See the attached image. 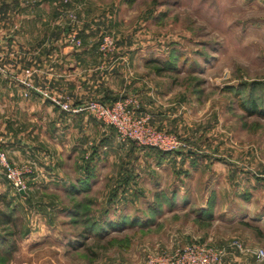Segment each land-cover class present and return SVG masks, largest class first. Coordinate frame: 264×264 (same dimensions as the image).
Listing matches in <instances>:
<instances>
[{"label": "rangeland", "instance_id": "374dc122", "mask_svg": "<svg viewBox=\"0 0 264 264\" xmlns=\"http://www.w3.org/2000/svg\"><path fill=\"white\" fill-rule=\"evenodd\" d=\"M79 2L101 37L190 94L196 140L175 133L191 152L143 147L95 117L100 128L76 138L45 100L13 144L0 131L27 185L19 192L0 163V210L13 220L0 225V264H144L193 243L225 247L227 264H264L230 246H264V116L250 112L264 111V0Z\"/></svg>", "mask_w": 264, "mask_h": 264}, {"label": "crops", "instance_id": "0c3cea01", "mask_svg": "<svg viewBox=\"0 0 264 264\" xmlns=\"http://www.w3.org/2000/svg\"><path fill=\"white\" fill-rule=\"evenodd\" d=\"M84 17V3L79 0H0V131L10 132L1 136L4 146L13 144L12 131L29 129V116L36 109L38 115L45 114V100L66 115L55 125L63 124L76 138L100 128L90 112L70 113L51 97L72 105L92 100L111 104L133 97L138 101L136 111L148 115L154 127L196 140L190 94H183L164 73L158 74L150 61L140 65L137 57L119 48L121 54L114 58L100 52L94 40L103 30ZM73 33L82 38L80 46L71 42ZM90 137L84 140L86 162L93 158V150L87 151L93 144ZM76 144L80 142L72 138L59 145V162L66 148Z\"/></svg>", "mask_w": 264, "mask_h": 264}, {"label": "built area", "instance_id": "2783aa9c", "mask_svg": "<svg viewBox=\"0 0 264 264\" xmlns=\"http://www.w3.org/2000/svg\"><path fill=\"white\" fill-rule=\"evenodd\" d=\"M71 42L77 46L82 44L77 33L71 35ZM115 49L116 45L113 38L109 34L103 35L100 40L99 51L109 54ZM26 73L31 75L32 71L28 69ZM43 93L49 97L46 92ZM51 99L63 110L70 113L90 112L98 120L114 127L123 140H132L139 146L154 147L168 152L189 150L187 143L178 135L154 127L150 123L148 115L139 114L136 111L138 103L136 98L127 97L111 104L101 100H92L80 105H72L52 97ZM0 163L5 170L4 174L9 183L19 192L25 191L27 185L24 179V171L11 163L1 148V138ZM230 246L241 253L251 254L257 262H264V246H247L238 239L232 240ZM226 255L225 247L214 246L209 243H193L177 248L172 254L151 255L144 264H227Z\"/></svg>", "mask_w": 264, "mask_h": 264}, {"label": "trees", "instance_id": "16d2710c", "mask_svg": "<svg viewBox=\"0 0 264 264\" xmlns=\"http://www.w3.org/2000/svg\"><path fill=\"white\" fill-rule=\"evenodd\" d=\"M155 70H156V72L158 73V74H160V73H162V71H163V68H160V67H155ZM250 112H251V115H255V114H258V115H261V116H264V111L263 110H261V109H258L257 107H256V105H253V108H252V110H250ZM190 151V150H189ZM191 152V151H190ZM77 209L75 210V214L77 215V213H79V210H80V206H79V204H78V206L76 207ZM73 213V214H74ZM12 215L11 214H8V213H6V212H4V211H2V210H0V225H8V224H11L12 223ZM94 225H92V226H90L89 227V231H91V232H93V230H94V227H93ZM90 232V233H91ZM0 244H2V243H0Z\"/></svg>", "mask_w": 264, "mask_h": 264}, {"label": "water", "instance_id": "95a60500", "mask_svg": "<svg viewBox=\"0 0 264 264\" xmlns=\"http://www.w3.org/2000/svg\"><path fill=\"white\" fill-rule=\"evenodd\" d=\"M21 193H24V191H21Z\"/></svg>", "mask_w": 264, "mask_h": 264}]
</instances>
